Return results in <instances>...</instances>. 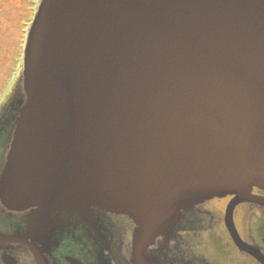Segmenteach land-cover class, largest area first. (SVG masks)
Instances as JSON below:
<instances>
[{
	"label": "water",
	"instance_id": "95a60500",
	"mask_svg": "<svg viewBox=\"0 0 264 264\" xmlns=\"http://www.w3.org/2000/svg\"><path fill=\"white\" fill-rule=\"evenodd\" d=\"M22 91L0 114V203L30 212L0 237L45 264L91 240L92 261L111 216L141 251L233 195L237 241L233 207L264 190V0H42Z\"/></svg>",
	"mask_w": 264,
	"mask_h": 264
},
{
	"label": "flooded vegetation",
	"instance_id": "af4514ba",
	"mask_svg": "<svg viewBox=\"0 0 264 264\" xmlns=\"http://www.w3.org/2000/svg\"><path fill=\"white\" fill-rule=\"evenodd\" d=\"M251 194L264 198V191L253 188ZM231 198L214 199L198 205L186 214L175 233L168 238L157 237L143 253L144 262L133 255V223L125 217L107 220L109 229L97 244L100 258L92 256L88 244L79 254L75 246L65 243L44 253L48 264H264V204L255 201L238 203L233 210V224L242 240L236 244L225 224V207ZM0 225L15 234L26 218V212H8L2 208ZM75 237V231L70 234ZM93 246V245H92ZM88 251H83L84 248ZM99 255V254H98ZM37 264L28 248L21 244H0V264ZM79 258L86 262H81ZM99 259V260H97Z\"/></svg>",
	"mask_w": 264,
	"mask_h": 264
},
{
	"label": "rangeland",
	"instance_id": "374dc122",
	"mask_svg": "<svg viewBox=\"0 0 264 264\" xmlns=\"http://www.w3.org/2000/svg\"><path fill=\"white\" fill-rule=\"evenodd\" d=\"M31 0H0V101L7 90L8 77L17 64L22 21L29 14Z\"/></svg>",
	"mask_w": 264,
	"mask_h": 264
}]
</instances>
